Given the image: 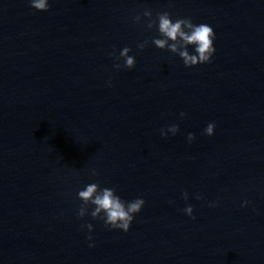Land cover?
Listing matches in <instances>:
<instances>
[{
  "label": "clouds",
  "instance_id": "1",
  "mask_svg": "<svg viewBox=\"0 0 264 264\" xmlns=\"http://www.w3.org/2000/svg\"><path fill=\"white\" fill-rule=\"evenodd\" d=\"M30 6L38 11H47L49 8L48 0H30ZM143 16L147 18V28L151 29L158 26V32L161 38H153L152 43L159 49H168L170 52L177 54L184 63L185 67H193L198 64L210 63L215 48L213 40L215 33L212 27L207 24H194L191 18H177L175 21L171 18L170 13L162 12L157 13L156 18H152L151 10H145ZM135 22L139 23L141 17L138 15L134 18ZM148 41L137 45L138 48L143 49ZM188 46H193L194 53L190 54ZM131 49L124 47L119 56L115 57L117 60L123 59V65L117 63L115 68L121 67L133 69L135 67V58L129 55ZM181 118L185 113H180ZM216 125L209 123L204 130V134L212 136ZM179 131V125L173 124L167 130L161 129V135L166 137L168 133L175 135ZM188 142L191 143L195 139L193 133H188ZM91 175L96 176L98 172L93 169ZM78 198L82 202L77 215L83 218L85 215L90 214L93 219L102 220L104 226L109 229H119L127 232L134 219V214L141 211L145 204L142 198H137L130 202L122 200L115 192V189L104 187L100 188L98 183H89L83 190L78 192ZM183 198L188 199V193H183ZM201 197H197L200 199ZM245 203H248L247 201ZM93 206L92 211L89 213V206ZM215 207V204L210 205ZM183 211L195 219L193 216V206L187 205ZM82 228H87L89 233L93 230L91 223L84 224ZM91 240V235L88 236ZM94 245L89 244V247Z\"/></svg>",
  "mask_w": 264,
  "mask_h": 264
}]
</instances>
